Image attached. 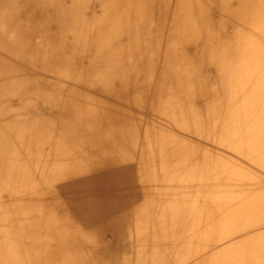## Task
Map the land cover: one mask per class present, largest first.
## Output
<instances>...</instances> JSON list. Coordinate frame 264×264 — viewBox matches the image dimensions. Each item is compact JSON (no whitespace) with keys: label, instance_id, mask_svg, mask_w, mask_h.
Returning a JSON list of instances; mask_svg holds the SVG:
<instances>
[{"label":"bare ground","instance_id":"1","mask_svg":"<svg viewBox=\"0 0 264 264\" xmlns=\"http://www.w3.org/2000/svg\"><path fill=\"white\" fill-rule=\"evenodd\" d=\"M172 6L0 0V264H187L192 252L191 264H264V0ZM170 13L173 43L156 73ZM81 64L101 99L59 82L78 77ZM112 97L149 102L158 118L146 135L143 114ZM60 128L67 138L43 161V138ZM134 216L135 229L158 240L148 255L97 235Z\"/></svg>","mask_w":264,"mask_h":264},{"label":"rangeland","instance_id":"2","mask_svg":"<svg viewBox=\"0 0 264 264\" xmlns=\"http://www.w3.org/2000/svg\"><path fill=\"white\" fill-rule=\"evenodd\" d=\"M179 2L181 3V2H184V0H172V4H173V6L172 7H174V5L175 4H179ZM67 4H69V3H67ZM90 6V5H89ZM89 6H88V8H89ZM95 9V0H92V11ZM91 11V12H92ZM91 12H89L88 14H90ZM86 13V12H85ZM171 23V24H170ZM56 26H58V25H56ZM84 26L89 30L90 29V27H91V23L90 22H88V21H85V24H84ZM166 26V27H165ZM173 26V19H172V15H171V13H170V15H169V18L167 17L164 21H163V23L161 24V27H163V35H164V39H163V41L162 42H158L156 45H155V47H156V56H155V59H156V62H157V67H156V73H157V71H159L160 70V68L168 61L167 60V58L166 57H164V52H165V50H164V48H169V46L173 43V40L171 39V36L172 35H170V30L172 29L171 27ZM156 31V30H155ZM157 32H159V30L157 31ZM159 35L161 34L160 32L158 33ZM168 36V37H167ZM167 37V38H166ZM44 39V38H43ZM167 46V47H166ZM161 47V48H160ZM58 51H59V49L56 47L53 51H52V53L54 54V55H57V53H58ZM160 51V52H159ZM162 52V53H161ZM66 53V52H65ZM63 53V52H61V56L64 58V62H65V60H66V57H67V54L68 53ZM76 55L79 57V59L80 60H85L86 58H87V55L86 54H84V52H79V53H76ZM162 56V57H161ZM63 60V59H62ZM160 60V61H159ZM164 60V61H163ZM167 60V61H166ZM67 61V60H66ZM163 61V62H162ZM176 63H178V64H176L175 65V68L178 70V71H180V72H183L184 71V68L182 67V64H180L181 62H176ZM160 67H159V66ZM31 66V65H30ZM32 68L30 69V71H32V73L33 74H36V75H41L42 74V72H43V70H40V69H38L39 68V66H31ZM88 66L87 65H85V64H81L80 65V70L79 71H77L79 74H78V77H67V76H62V77H60V79H59V77L57 76V75H55V74H53L54 76H55V78L58 80L59 79V82L60 83H62L63 85H65V86H67V88H78V89H80L82 92H85V93H87L88 95H90V98H93V99H101L100 97H102V93L101 92H99V91H96V90H92V89H90V88H102L101 86L99 87L98 86V83L96 82L95 84H94V77L95 76H91L92 74H90L89 73V71H88ZM83 72V73H82ZM81 75V76H80ZM86 76V77H85ZM89 76V77H88ZM83 78V79H82ZM89 79H90V81H89ZM76 80V81H75ZM83 80V81H82ZM70 81V82H69ZM82 81V82H81ZM77 82V83H76ZM89 88V89H88ZM149 88H153V84L151 83L150 84V87ZM90 93V94H89ZM100 94V95H99ZM95 96V97H94ZM150 99L151 98V94H149V95H147V99ZM108 99H110V97L108 98ZM114 103H119L120 101L116 98V97H112V99H111ZM117 101V102H116ZM119 101V102H118ZM123 102V104L122 105H124V107L122 108V110H124V111H126V109L127 110H130V111H135L136 113L137 112H139V113H141V114H143V118H141L142 120L140 121V123H139V126L137 127V128H140V135H146V132L148 131V126L149 125H151V123H148V122H151L152 120H154V119H156V118H158L157 116H154V113H152V106L151 105H149V102L146 104V105H143L144 107H139V106H137V105H135L134 103H132V102H130L128 99H125V100H123L122 101ZM196 107V106H195ZM184 110H186L185 108H184ZM194 112H204V110L203 109H195L194 110ZM144 123V124H143ZM54 126H55V124H54ZM190 128H192L191 126H189ZM53 128V127H52ZM194 131H195V129H192L191 130V132H190V134L192 135V133H194ZM64 130H63V128H60V131H52V132H50V133H47L46 134V136L43 138V147L45 148V150H43V152L41 151V153L43 154V161H44V159L47 157H44L45 156V154H46V148H47V150L49 149V146H52V148H57V146H58V144H61V141L62 140H65L66 138H67V136H68V134H66V135H64ZM62 134V136L63 137H65L64 139L61 137L60 139L58 138V134ZM195 134H198V133H196V131H195ZM200 136V135H199ZM70 140L71 139H68V140H66V142L64 143V145L65 146H67L68 144H69V142H70ZM62 147H63V144L61 145ZM68 147H70L69 145H68ZM67 147V148H68ZM53 151H55V150H52V152ZM37 158H39L38 156H37ZM40 159V158H39ZM137 160H138V158H134L133 160H131L132 161V163L133 164H131V165H134L135 167H136V165H139L138 163H137ZM203 162H205L206 163V161H203ZM44 163V162H43ZM66 167H63V170L62 169H60L59 168V171H66V170H64ZM212 169L211 170H213V172L214 173H218L219 171L218 170H220V167H216V168H214V167H211ZM58 169V168H57ZM204 171H206V169H207V165H203V168H202ZM64 175H62L61 177H59V176H57V177H54V179L51 181V177L48 179V185L49 186H51V185H53V186H56V185H58V184H67V182H68V180H69V178L71 177V176H77V174L76 175H70V176H64ZM67 179V180H66ZM203 192H205V190H203ZM201 193H202V190H201ZM205 198H200V200H199V203H200V205H202V204H204V202H205V200H204ZM65 200V199H64ZM134 206H136V204L134 203L133 205H130V206H124L125 208H128V210L129 209H132ZM68 207V206H67ZM127 210V209H126ZM65 215H66V217L68 218V220H66L67 222H69V221H71V222H69V223H71L73 226H75V227H79L80 229H82V231H83V233L85 234V235H89L88 233H86L85 232V228L83 227V225L81 224V223H79L75 218H73V216H72V214L67 210V208H65ZM55 214V217H53L55 220H56V222H57V227H61L62 225H63V220L61 219V214H56V213H54ZM56 217H57V219L59 218V219H61V220H57L56 219ZM118 217H123V215H119L118 213L117 214H115L114 215V219L115 220H119V218ZM135 221H136V216H134L133 217V219H132V221L131 222H128V223H126L127 225H122L121 223V221L120 222H118V221H116V223H115V225H114V227H112V228H109V229H107V228H103V227H101L100 228V230H99V232H98V236L99 237H102L101 239L102 240H104V241H106V242H110L111 244H113V242H115L116 241V239L117 238H119V239H121V241H120V243H121V246H122V248L123 247H125V249L124 250H128V251H130V252H132V251H134V252H139V253H145V255H148V253H151V252H153V248H154V246L156 245V247H157V243H158V240H155L153 237H152V239H149L151 236L149 235V232L146 234H142V233H140V232H138L136 229H135V227H134V224H135ZM115 222V221H114ZM72 225H71V227H72ZM78 225H80V226H78ZM59 229V228H58ZM122 233V234H121ZM135 233V234H134ZM109 234V235H108ZM111 234V235H110ZM117 237H116V236ZM111 236V237H110ZM130 236V237H129ZM141 236V237H140ZM143 236V237H142ZM113 237V238H112ZM137 238V239H136ZM142 238V239H141ZM143 239H145V240H143ZM115 240V241H114ZM147 240V241H146ZM180 239H175V240H173V245L174 244H181L180 243ZM116 242H118V241H116ZM138 242V243H137ZM126 245V246H125ZM134 245V246H133ZM172 245V246H173ZM197 244L196 243H194L193 242V245H192V248H191V250L192 251H195V246H196ZM194 254H193V252L191 253V259L192 260H189L188 261V263L187 264H191V262L192 261H194V256H193ZM148 260L146 261V264H151L152 263V259H150L149 257H146ZM174 259V258H173ZM173 259H171V261L170 262H168V264H176V260H177V258L175 257V259H174V262H173ZM195 263V262H194ZM193 263V264H194Z\"/></svg>","mask_w":264,"mask_h":264}]
</instances>
